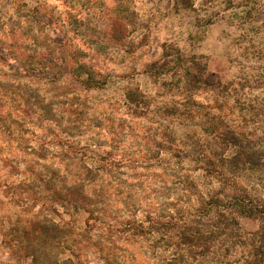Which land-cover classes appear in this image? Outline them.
<instances>
[{"label": "rangeland", "instance_id": "374dc122", "mask_svg": "<svg viewBox=\"0 0 264 264\" xmlns=\"http://www.w3.org/2000/svg\"><path fill=\"white\" fill-rule=\"evenodd\" d=\"M216 128L264 151V0H0V264L45 219L52 264H187L153 222L230 176L264 198Z\"/></svg>", "mask_w": 264, "mask_h": 264}, {"label": "trees", "instance_id": "16d2710c", "mask_svg": "<svg viewBox=\"0 0 264 264\" xmlns=\"http://www.w3.org/2000/svg\"><path fill=\"white\" fill-rule=\"evenodd\" d=\"M197 72L198 84L214 86L210 80L213 74L203 78L202 70ZM214 131L217 150L228 147L232 152L230 157L216 155L219 160H225L226 168L263 172L264 151L256 147V143L246 142L233 131L219 128ZM211 159L215 158L207 157L206 174H211L218 166L219 162ZM237 183L238 179L230 176L221 183L218 193L196 199V204L178 222V231L174 228L175 223L168 220L163 225L159 221L153 222L149 232L160 233L161 237L175 236L176 246L184 249L183 258L187 264H264V198L251 195L246 187ZM239 218L257 221L258 228L240 237L237 234ZM60 228L46 219L42 223H32L26 231L20 232L25 246L16 247L17 257L21 256L23 264H52L55 247L51 241ZM73 255L69 253L68 256L72 258Z\"/></svg>", "mask_w": 264, "mask_h": 264}]
</instances>
